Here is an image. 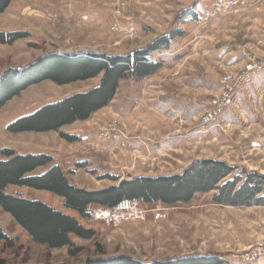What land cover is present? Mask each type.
<instances>
[{
  "label": "rangeland",
  "instance_id": "rangeland-1",
  "mask_svg": "<svg viewBox=\"0 0 264 264\" xmlns=\"http://www.w3.org/2000/svg\"><path fill=\"white\" fill-rule=\"evenodd\" d=\"M121 1L124 3L122 9L127 8L129 12L143 17L144 20L140 21L149 27L147 28L149 31L157 33L165 31L167 34L177 28V21L183 11L176 6V1L179 3V0ZM71 3L68 6V0L10 2L6 10L0 14V33L7 37L11 33H24L25 38L13 43L0 42V77L8 70L22 69L47 55L122 56L130 53L128 51L134 47H142L141 40H136L135 44L119 45L120 47L116 45L118 41L114 40L116 39L114 36L118 27L114 28L113 22L117 19H113V22L111 19L117 5H113V1L112 4L103 2L105 5L97 7L95 12L93 10L86 12L88 15L84 18L81 17L84 13L77 16L73 13L79 10V0H72ZM147 7H152L149 13L153 19H145L148 14ZM69 8L72 10L70 15ZM239 12L240 9H237L234 14ZM194 22L197 26L198 21ZM252 29L251 24H245L244 29L242 28L243 34H239V30H242L238 25H230L226 28L227 39L236 44L238 51L245 52L251 62L264 63L256 57L257 46L248 42V39L255 42V39L259 38L254 35ZM239 39H247L246 44L237 42ZM206 43L207 41L204 45ZM242 63L241 69L235 73H227L219 65L212 67L218 74L220 90L216 94L206 93L202 97L205 104L220 95L226 77L235 76L243 71L246 61L242 60ZM212 68L204 67L205 70ZM180 71L194 72L189 66L180 68ZM100 77L99 75L90 80L63 86L43 80L30 85L13 97L0 108V151L12 150L17 155L49 156L51 163L36 169L30 176L41 175L51 166H58L73 187L87 191L114 187L140 174L151 178L181 174L194 161L204 159L226 161L224 163L229 166L242 161L241 165L248 164L264 171V148L252 149L244 145L245 141L254 138L264 142V132L256 133L254 130L234 128L227 131L222 124L218 131L219 137L217 136L214 140L216 142L208 149L205 148L206 145H200L203 150L201 154L198 148H194L195 146L190 149V153L187 154L192 157L195 154L197 158L187 164L163 168V163L157 164L156 160L153 162L151 158H133L129 153V140L132 134L126 131L128 127L122 123V120H125L123 116L112 109L113 99L107 106L91 114L86 121L75 122L60 129L61 133L76 136L75 142L70 143L62 139L58 132L11 133L7 130L8 125L15 120L31 115L45 105L91 90L98 85ZM161 85L164 88L169 87L166 81H162ZM206 109L207 107H204L201 115L192 121L193 125L190 128L202 127L201 117ZM114 127L119 132L118 137L109 135V131ZM181 129L176 128L175 133L178 134ZM222 135L225 136L223 139ZM122 138L124 140L120 141ZM4 160L0 154V161ZM229 162H232L231 165ZM238 173L239 171H236V174ZM5 192L22 198L47 199L53 208L75 218L84 229L93 233L91 239L70 235L72 248L50 250L33 243L11 216L0 209V229L15 241L16 246L13 250L0 246V259L5 264H85L89 259L116 256H128L147 263L207 254L219 256L223 264H264V204L242 208L218 205L212 202L213 193L196 194L188 203L175 205L160 202L145 204L137 200L136 204L146 210V217L143 220H128L112 225L96 220L93 216V212L104 208L103 206H88L87 217L82 218L76 212L67 210L63 205L64 200L54 194L53 197L34 189L15 186L6 188ZM131 201L136 200H124L115 207L128 205ZM75 250L77 252L72 254L71 252Z\"/></svg>",
  "mask_w": 264,
  "mask_h": 264
},
{
  "label": "trees",
  "instance_id": "trees-1",
  "mask_svg": "<svg viewBox=\"0 0 264 264\" xmlns=\"http://www.w3.org/2000/svg\"><path fill=\"white\" fill-rule=\"evenodd\" d=\"M11 1L0 0V14ZM187 17H195L192 10H183L178 21ZM183 33L179 28L172 29L144 48L122 56L79 57L52 54L43 56L22 69L6 71L0 77V108L30 85L43 80L63 86L101 76L98 85L91 90L45 105L31 115L15 120L8 125L7 130L11 133L58 132L62 139L70 143L77 141L76 136L61 133L60 129L75 122L86 121L91 114L107 106L122 80L140 81L159 70L161 63L150 61L149 56L165 49ZM8 35L0 33V42L13 43L25 38L24 33ZM0 154L5 158L0 161V209L11 216L33 243L50 250L72 248L70 235L91 239L93 233L84 229L75 218L41 201L8 194L5 192L6 188L26 187L49 192L62 198L64 207L82 218L87 217L86 210L90 205L113 208L124 200L175 205L188 203L196 194L208 193H213L212 202L218 205L242 208L264 204V176L213 159L194 161L181 174L156 178L136 177L124 180L114 187L87 191L73 187L58 166H51L41 175L30 176L36 169L51 163L49 156L17 155L12 150H2ZM236 171L239 173L236 174ZM0 246L10 250L16 247L15 241L1 229ZM76 252L77 250L71 253ZM0 264L5 262L0 259ZM85 264H223V261L217 255L207 254L147 263L128 256H116L89 259Z\"/></svg>",
  "mask_w": 264,
  "mask_h": 264
},
{
  "label": "crops",
  "instance_id": "crops-1",
  "mask_svg": "<svg viewBox=\"0 0 264 264\" xmlns=\"http://www.w3.org/2000/svg\"><path fill=\"white\" fill-rule=\"evenodd\" d=\"M112 1L113 5H118V0H79V10L73 13L75 16L84 13L81 15L84 18L88 15L86 12L92 10L95 12L97 7L105 5L102 4L103 2L112 4ZM71 2L72 0H68V6L72 4ZM209 2L210 0H179V3L176 1L178 9H191L195 17L178 21L177 28L183 30V35L171 41L165 49L155 51L149 56L150 61L161 63L160 69L141 81L128 79L120 82L111 101L112 109L123 116L125 120H122V123L128 127H125L126 131L132 134L129 140V153L133 158H151L153 162L156 160L157 164L163 163V168L173 167L177 164H187L197 158L195 154L194 157L187 154L193 146L198 148L201 154L203 150L200 145H206L205 148L208 149L216 142L214 140L220 135L218 132L220 128L203 126L190 128V126L208 105L202 97L206 93L216 94L220 90L218 74L212 67L219 65L227 73H235L242 67V58L236 44L227 39L226 28L230 25H238L242 30L245 24H251L254 35L259 38L255 39V42L248 39V42L257 46L255 47L256 57L264 61V0H243L239 13L228 12L205 25L196 26L194 21L204 13ZM147 8L148 14L145 19H153L149 13L151 8ZM128 10L123 8L118 19L112 15V22L113 19H117L113 24H115L114 28L118 27L117 35L114 36L116 37L114 40L118 41L116 42L118 47L129 43L135 44L136 40H141L142 47H134L128 51L132 52L166 34L165 31L159 33L149 31L147 29L149 27L140 21L144 18ZM71 11L69 8V15ZM239 34H243V30H239ZM237 42L246 44L247 39H239ZM186 66L194 72L180 71V68ZM206 66L212 69L205 70ZM162 81H166L169 87L164 88L161 85ZM125 98L127 100H124ZM219 120L227 131L234 128L235 130H254L256 133L264 132V70L253 73L248 80L238 85L232 106ZM176 128H182L181 132L176 134ZM224 137L222 135V139ZM244 145L252 149L264 148V142L255 138L245 141ZM229 163L231 165L232 162ZM241 163L242 161L233 163L232 166L264 176L263 170L248 164L244 166ZM136 177L150 176L140 174ZM40 192L54 197L49 192ZM24 198L41 201L54 207L47 199Z\"/></svg>",
  "mask_w": 264,
  "mask_h": 264
},
{
  "label": "built area",
  "instance_id": "built-area-1",
  "mask_svg": "<svg viewBox=\"0 0 264 264\" xmlns=\"http://www.w3.org/2000/svg\"><path fill=\"white\" fill-rule=\"evenodd\" d=\"M242 1L243 0H211L210 5L204 13L195 21H198L197 25H204L225 13L235 12L241 7L240 5ZM122 7H124V3L121 0H118V5L114 10V16L117 19L122 14ZM239 54L242 60L246 61L245 67L241 73L235 76H228L224 79L223 89L220 95L211 99L207 105V109L201 117V124L203 127L219 129L221 124L219 119L223 113L232 106L238 85L241 82L248 80L253 73L264 70V63L257 64L251 62L248 55L243 51H239ZM109 132L110 136L118 137L119 135V132L115 127ZM122 140H124V138L120 141ZM136 203L137 200L131 201L128 205H119L114 208H99L93 212V216L96 220H102L112 225H118L128 220H143L146 217L147 212Z\"/></svg>",
  "mask_w": 264,
  "mask_h": 264
}]
</instances>
